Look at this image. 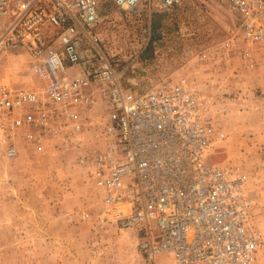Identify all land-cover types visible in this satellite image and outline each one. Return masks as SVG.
Returning <instances> with one entry per match:
<instances>
[{
  "label": "built area",
  "instance_id": "1",
  "mask_svg": "<svg viewBox=\"0 0 264 264\" xmlns=\"http://www.w3.org/2000/svg\"><path fill=\"white\" fill-rule=\"evenodd\" d=\"M110 1L167 13L185 0ZM229 1L239 23L226 47L258 65L264 0ZM104 2L0 0V70L23 55L39 83L28 90L0 80L6 157L16 159L21 144L75 153L100 191L99 221L131 231L143 264H264L248 176L212 160L224 129L185 81L141 93L124 86L92 31Z\"/></svg>",
  "mask_w": 264,
  "mask_h": 264
},
{
  "label": "rangeland",
  "instance_id": "2",
  "mask_svg": "<svg viewBox=\"0 0 264 264\" xmlns=\"http://www.w3.org/2000/svg\"><path fill=\"white\" fill-rule=\"evenodd\" d=\"M155 7L105 0L93 34L134 93L185 81L205 99L226 134L212 160L248 176L264 231V53L251 66L226 47L239 23L229 0H185L167 13ZM203 52L208 59L200 60ZM27 62L10 55L1 82L39 87ZM19 150L9 160L0 145V264H143L131 231L99 221L100 191L75 153Z\"/></svg>",
  "mask_w": 264,
  "mask_h": 264
}]
</instances>
